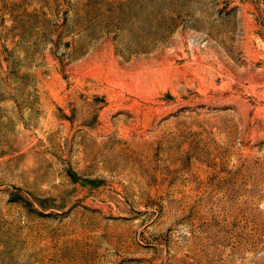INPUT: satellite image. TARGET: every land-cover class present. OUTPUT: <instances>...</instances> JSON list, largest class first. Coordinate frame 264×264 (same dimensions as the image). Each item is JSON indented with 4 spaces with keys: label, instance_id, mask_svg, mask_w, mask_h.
<instances>
[{
    "label": "rangeland",
    "instance_id": "rangeland-1",
    "mask_svg": "<svg viewBox=\"0 0 264 264\" xmlns=\"http://www.w3.org/2000/svg\"><path fill=\"white\" fill-rule=\"evenodd\" d=\"M0 264H264V0H0Z\"/></svg>",
    "mask_w": 264,
    "mask_h": 264
}]
</instances>
